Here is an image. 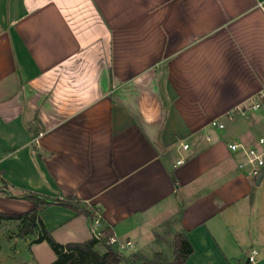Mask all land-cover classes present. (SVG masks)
<instances>
[{
  "label": "crops",
  "instance_id": "crops-1",
  "mask_svg": "<svg viewBox=\"0 0 264 264\" xmlns=\"http://www.w3.org/2000/svg\"><path fill=\"white\" fill-rule=\"evenodd\" d=\"M263 5L0 0V213L31 211L18 198L29 192L75 196L132 242L128 255L162 252L159 230L175 219L188 264H246L253 250L264 264V166L258 183L229 147L264 151V110L227 117L264 91ZM40 218L60 244L93 238L69 208ZM20 228L1 221L0 264H26L18 245L44 264L48 243Z\"/></svg>",
  "mask_w": 264,
  "mask_h": 264
},
{
  "label": "trees",
  "instance_id": "trees-1",
  "mask_svg": "<svg viewBox=\"0 0 264 264\" xmlns=\"http://www.w3.org/2000/svg\"><path fill=\"white\" fill-rule=\"evenodd\" d=\"M1 183L0 194H8L9 186L5 182ZM18 198L32 201L33 209L20 215L0 213V223L4 220L20 221L21 228L17 234L19 237L24 238L36 232L38 237L33 243L47 242L56 255L51 264H188V257L193 251L184 233H178L174 239L173 261L163 252H156L152 258L140 253L127 256L118 250L117 244L111 243V239L115 238L113 227L101 217L98 208H86L75 196L50 198L29 192ZM51 205L63 206L77 214L87 215L92 221L98 219L103 227L102 235L93 236L83 243L60 244L45 228L40 218V212Z\"/></svg>",
  "mask_w": 264,
  "mask_h": 264
},
{
  "label": "built area",
  "instance_id": "built-area-1",
  "mask_svg": "<svg viewBox=\"0 0 264 264\" xmlns=\"http://www.w3.org/2000/svg\"><path fill=\"white\" fill-rule=\"evenodd\" d=\"M264 9V5H263ZM264 110V91H261L258 96H256L254 99L250 100L243 106L237 107L233 112H230L227 117L233 118L235 116H243L248 117L250 113L259 112ZM211 127L218 130L225 129V124L220 119H215L211 122ZM208 140L211 139V137L207 138ZM258 145L264 146V136L258 139ZM230 149L232 151H237L238 149H242L246 155H247V163L249 166L252 167V169L249 171V175L253 178H258L261 173V167L264 166V151H261L258 146L253 147H245L244 145L233 143L230 144ZM184 148H188V145H185ZM181 163V162H178ZM92 232L93 236H101L102 235V224L101 222L96 219L92 221ZM112 244H117V248L119 251L124 253L125 251L132 250L134 248L132 242H124V243H118L115 238L111 239ZM258 252L256 250L252 251V254L248 258V261L246 264H252L257 260Z\"/></svg>",
  "mask_w": 264,
  "mask_h": 264
},
{
  "label": "rangeland",
  "instance_id": "rangeland-1",
  "mask_svg": "<svg viewBox=\"0 0 264 264\" xmlns=\"http://www.w3.org/2000/svg\"><path fill=\"white\" fill-rule=\"evenodd\" d=\"M103 228V227H102ZM2 230V229H1ZM1 233V232H0ZM181 233V230L179 228L178 223L175 221V219H170L167 222L163 224V226L159 230V248L162 250V252L169 258L170 261H173L174 259V239L175 235ZM0 245L2 252H10V248L7 246V241L4 239H1L0 237ZM48 250L49 254L47 255L45 251H43L39 255V262L44 264H51L56 259V255L53 251V249L48 244ZM18 248V256H16V260L25 262L26 264H35L34 261H30V253L28 250L22 249L20 245L17 246ZM125 255L129 256V252H124ZM133 254V253H132Z\"/></svg>",
  "mask_w": 264,
  "mask_h": 264
},
{
  "label": "water",
  "instance_id": "water-1",
  "mask_svg": "<svg viewBox=\"0 0 264 264\" xmlns=\"http://www.w3.org/2000/svg\"><path fill=\"white\" fill-rule=\"evenodd\" d=\"M262 177H263V175H262V176H260L258 183H260V181H261Z\"/></svg>",
  "mask_w": 264,
  "mask_h": 264
}]
</instances>
